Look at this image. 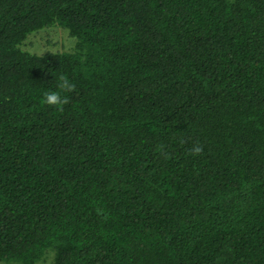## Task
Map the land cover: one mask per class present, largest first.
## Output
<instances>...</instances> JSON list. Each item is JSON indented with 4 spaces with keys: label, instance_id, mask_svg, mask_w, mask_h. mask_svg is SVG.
<instances>
[{
    "label": "trees",
    "instance_id": "obj_1",
    "mask_svg": "<svg viewBox=\"0 0 264 264\" xmlns=\"http://www.w3.org/2000/svg\"><path fill=\"white\" fill-rule=\"evenodd\" d=\"M50 254L264 264V0H0V262Z\"/></svg>",
    "mask_w": 264,
    "mask_h": 264
},
{
    "label": "clouds",
    "instance_id": "obj_2",
    "mask_svg": "<svg viewBox=\"0 0 264 264\" xmlns=\"http://www.w3.org/2000/svg\"><path fill=\"white\" fill-rule=\"evenodd\" d=\"M60 83L58 88L60 91L45 93L43 103L48 106H55L58 110H62V106L69 102V98L62 96L61 92H71L74 89V85L70 83L63 75L59 77ZM200 148H196L195 152L199 153Z\"/></svg>",
    "mask_w": 264,
    "mask_h": 264
},
{
    "label": "rangeland",
    "instance_id": "obj_3",
    "mask_svg": "<svg viewBox=\"0 0 264 264\" xmlns=\"http://www.w3.org/2000/svg\"><path fill=\"white\" fill-rule=\"evenodd\" d=\"M55 31H56V33H54L53 31L48 32L49 38H50V41H51V44L54 43V45L52 46L53 49L59 48L60 47L59 43L61 41V38H60L61 37V33L59 32V30H55ZM31 42H34V40H32ZM40 43H42V42H40ZM37 47H40V45H38V44L37 45H33V46H31L30 50L36 51L37 50ZM49 256L52 257L51 254L50 255H45L44 258L38 264H51V260L50 259H47ZM0 264H6V263L0 262ZM9 264H12V263H9Z\"/></svg>",
    "mask_w": 264,
    "mask_h": 264
}]
</instances>
